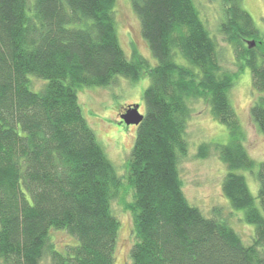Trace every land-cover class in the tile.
I'll return each instance as SVG.
<instances>
[{"label":"trees","instance_id":"obj_1","mask_svg":"<svg viewBox=\"0 0 264 264\" xmlns=\"http://www.w3.org/2000/svg\"><path fill=\"white\" fill-rule=\"evenodd\" d=\"M222 1L218 31L233 51L234 72L222 68L193 0H130L154 66L136 53L126 57L116 0H0V264L44 257L50 264L114 263L119 222L112 202L121 177L83 116L78 92L107 87L117 76L136 82L144 72L145 111L125 165L129 264H264V161L248 155L230 102L248 69L255 93L249 112L264 137V41L241 0ZM33 79L42 81L36 91ZM197 100L229 135L226 144L199 145L197 157L213 146L226 166L222 194L254 227L249 245L219 208L205 215L183 193L179 163ZM241 172L255 177L258 205ZM52 231L72 242L57 249Z\"/></svg>","mask_w":264,"mask_h":264},{"label":"rangeland","instance_id":"obj_2","mask_svg":"<svg viewBox=\"0 0 264 264\" xmlns=\"http://www.w3.org/2000/svg\"><path fill=\"white\" fill-rule=\"evenodd\" d=\"M193 2L202 22L216 41L222 68L230 72L236 71L233 51L218 31L223 17V1L193 0ZM241 8L251 16L264 41V0H241ZM114 17L118 41L126 57L130 58L136 53L145 58L150 66H154L156 61L142 37L140 22L132 10L130 0H116ZM148 84L149 78L144 72L136 82L117 76L107 87H83L78 92V102L83 116L116 173L121 177L119 196L112 202L113 214L119 222L113 264H129V252L133 244L132 216L124 210L123 204L130 202L132 197V189L125 179V165L135 139L136 126L119 123L118 113L128 105H135L138 112L143 114L145 111L143 94ZM32 86L31 89L36 91L41 88L42 81L33 79ZM254 99L251 75L249 70L245 69L235 80L230 91V102L243 131V145L250 158L259 164L264 161V137L250 116L249 111ZM185 140L188 151L179 163V175L188 202L205 215H210L213 208H219L222 217L240 235L244 244L249 245L254 235V227L242 220L241 212L237 213L230 208L222 194L221 183L227 171L226 166L219 160L213 146L205 158L197 157L199 145H223L229 140L226 127L213 118L208 105L202 100L193 101L191 104ZM241 174L244 175L255 204L258 205V184L255 177L249 172ZM50 242L60 249L71 243L72 239L63 231H52ZM40 264H50L49 259L44 257Z\"/></svg>","mask_w":264,"mask_h":264},{"label":"water","instance_id":"obj_3","mask_svg":"<svg viewBox=\"0 0 264 264\" xmlns=\"http://www.w3.org/2000/svg\"><path fill=\"white\" fill-rule=\"evenodd\" d=\"M248 46H253V41L246 42ZM120 119L125 125L138 126L143 119V114L138 112V108L135 105H128L125 112L121 114Z\"/></svg>","mask_w":264,"mask_h":264},{"label":"flooded vegetation","instance_id":"obj_4","mask_svg":"<svg viewBox=\"0 0 264 264\" xmlns=\"http://www.w3.org/2000/svg\"><path fill=\"white\" fill-rule=\"evenodd\" d=\"M126 108H127V106L125 108H122V110L118 113V122L121 124H124V123L122 122V120L120 119L119 116L125 112Z\"/></svg>","mask_w":264,"mask_h":264}]
</instances>
